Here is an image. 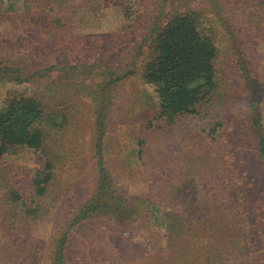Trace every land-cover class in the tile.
Here are the masks:
<instances>
[{
    "label": "rangeland",
    "instance_id": "374dc122",
    "mask_svg": "<svg viewBox=\"0 0 264 264\" xmlns=\"http://www.w3.org/2000/svg\"><path fill=\"white\" fill-rule=\"evenodd\" d=\"M184 11L218 88L168 121L143 71L150 29ZM21 97L44 142L0 158V264H52L64 234L63 264H264V0H0V108Z\"/></svg>",
    "mask_w": 264,
    "mask_h": 264
},
{
    "label": "trees",
    "instance_id": "16d2710c",
    "mask_svg": "<svg viewBox=\"0 0 264 264\" xmlns=\"http://www.w3.org/2000/svg\"><path fill=\"white\" fill-rule=\"evenodd\" d=\"M150 31L153 34L152 57L144 65L143 79L153 87L160 115L170 121L196 113L197 106L209 97H215L218 88V48L215 41L202 33L200 21L192 11L178 13L161 27L154 25ZM91 64L88 62L85 65ZM246 72H250L248 67ZM46 118L36 98L21 97L7 101L0 108V158L14 146L40 149L44 142V132L38 125ZM249 126L256 139L257 155L264 167V130L259 115L250 118ZM96 154L100 157L99 147ZM97 164L101 182L105 172L102 163ZM48 178L47 173L34 178L32 184L37 195L44 193L45 187L42 184ZM96 206V202H90L80 210L69 226L83 220L95 211ZM250 209L255 213L260 208ZM64 238L65 234L55 246L52 264H63Z\"/></svg>",
    "mask_w": 264,
    "mask_h": 264
}]
</instances>
